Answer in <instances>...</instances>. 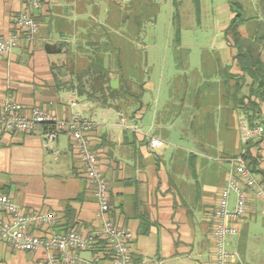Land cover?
<instances>
[{
  "label": "crops",
  "instance_id": "obj_1",
  "mask_svg": "<svg viewBox=\"0 0 264 264\" xmlns=\"http://www.w3.org/2000/svg\"><path fill=\"white\" fill-rule=\"evenodd\" d=\"M65 4L70 6L69 14L64 12ZM91 4L92 1L85 0H42V7L35 8L28 5V0H0V37L17 32L13 15L20 10L28 11L40 22L33 41L22 39L11 53L0 56V110L7 101L14 100L23 111L38 105L58 118L68 119L81 113L93 120L95 128L90 140L100 154L109 184V216L134 233V264H213L212 213L232 171L230 160L249 149L263 170L259 180L264 181V137L248 138L243 130L242 137L233 141L234 153L228 151L229 147L225 152L222 141L209 142L202 135L189 144L175 143L168 148L158 136L165 115L160 118L156 113L148 130L143 128L146 109L128 115V122L137 125L139 132L124 129L118 122L111 126L98 123L96 119L104 122L115 110L103 111L94 100H86L64 87L59 78L61 65L57 64L59 55L66 52L63 21L71 14V21L75 22L72 38L76 43L80 31L86 29L80 22L93 16L87 11ZM240 120L245 128L250 127L247 119ZM151 137L160 139L162 145L153 148ZM213 149L218 152L216 162L225 169L217 191L211 185H201L204 179L212 177L205 155ZM49 151L52 153L47 152L40 132H0V192L16 200L10 194L12 181L41 176L44 192L38 201L45 212L54 214L55 221L50 226L33 228L35 232H64L72 226L83 231L97 228V198L75 157L70 135H59L55 149ZM248 196L247 214L237 224L238 234L228 240L229 249L238 254L241 264H252L249 250L254 248L262 254L259 240L264 241V201L251 191ZM234 200L235 196L232 204ZM67 205L71 213L67 212ZM258 228L263 230L257 231ZM1 245L9 246L0 239L3 254ZM19 253L30 255L32 264H45L43 250ZM80 255L90 258L92 254ZM4 261L0 255V264ZM260 262L264 264V258Z\"/></svg>",
  "mask_w": 264,
  "mask_h": 264
},
{
  "label": "rangeland",
  "instance_id": "obj_2",
  "mask_svg": "<svg viewBox=\"0 0 264 264\" xmlns=\"http://www.w3.org/2000/svg\"><path fill=\"white\" fill-rule=\"evenodd\" d=\"M85 1H92L87 11L93 16L80 22L86 29L80 31L76 43L72 38V23L75 22L71 21V14L63 21V48L66 52L59 55L57 64L70 66L74 61L78 72L88 65L90 54L99 51L110 70V81L118 76L117 90L121 92L115 95L116 99L115 96L110 98V106L99 101V92L95 95L98 108L115 111H110V117L104 122L96 121L116 125L119 119L116 111L127 118L146 109L145 130L151 126L156 113L160 118L166 116L160 122L158 136L168 148H173L175 143L189 144L202 135L209 142L222 141L224 151L229 147L228 151L234 153L233 141L242 137L246 127L240 119H247L244 111L236 106L239 97H235V84L244 82L240 95L248 94L252 80L248 76L245 81L237 79L242 72L235 60L236 48L225 37L224 31L235 15L230 9V0H200L199 15L194 0ZM237 1L241 2L246 16L251 17L240 27L242 36L253 38L256 33L264 34V0ZM69 7H64L67 14L70 13ZM261 58L264 62V44ZM69 70H59L64 87L69 86L66 82L79 79ZM89 78L87 76L84 81L90 87ZM125 80L130 88L128 93L122 92ZM262 107L264 110V104ZM210 152L205 158L212 177L204 179L201 185H211L217 191L225 169L223 164L216 162V149ZM255 177L259 179L260 175ZM43 192L41 176L21 178L11 183L10 194L25 209L44 211L38 201ZM259 241L258 249L261 248L262 254L254 248L249 250L252 264H260L264 258V241ZM1 251L4 264H32L30 255L19 253L22 251L15 252L2 245Z\"/></svg>",
  "mask_w": 264,
  "mask_h": 264
},
{
  "label": "built area",
  "instance_id": "obj_3",
  "mask_svg": "<svg viewBox=\"0 0 264 264\" xmlns=\"http://www.w3.org/2000/svg\"><path fill=\"white\" fill-rule=\"evenodd\" d=\"M28 5L41 8V0H28ZM17 32L0 37V56L11 53L22 39L33 41L40 29L39 23L26 10L13 15ZM76 105V103H72ZM118 124L124 129L139 132L137 125L130 124L124 114H119ZM49 128L45 131L44 126ZM95 122L76 113L68 119L58 118L41 106L26 111L14 100L7 101L0 110V132H40L45 148L54 150L59 135L69 134L75 157L97 198L96 218L99 226L90 231L72 229L64 232L37 233L33 228L50 226L55 216L49 211L25 209L6 193L0 192V239L10 248L22 252H45V264H134L132 242L134 233L113 221L110 216L111 195L104 176L100 154L91 146L90 133ZM250 137H264V127L258 124L245 128ZM162 141L151 137L153 148ZM58 153V151H55ZM242 151L231 158L232 171L220 190L212 213L211 239L213 264H241L238 254L228 247L229 238L238 234V222L247 214L249 192L264 201V181L255 177ZM235 196L232 204V197ZM99 249V250H98ZM81 252L91 253L90 258L81 257ZM110 255L109 260L107 255Z\"/></svg>",
  "mask_w": 264,
  "mask_h": 264
},
{
  "label": "trees",
  "instance_id": "obj_4",
  "mask_svg": "<svg viewBox=\"0 0 264 264\" xmlns=\"http://www.w3.org/2000/svg\"><path fill=\"white\" fill-rule=\"evenodd\" d=\"M194 1L196 4V12L199 15L200 0ZM230 9L235 15L230 20V23L224 33L225 37L230 39L236 48L235 60L242 72V75L237 77V79H242L245 81L246 77L248 76L252 80V83L249 86L248 94L240 95V89L242 88L244 82H237L235 84V97H239L237 98L236 106L244 111L250 127H254L258 124H261L264 127V110L262 107V104H264V62L261 58V46L264 44V34L256 33L253 38L243 37L240 32V27L241 25L248 22L251 17L246 16L240 1L230 0ZM176 17H178V13L176 14ZM34 19L40 25V22L36 18ZM89 58L90 62L88 65L84 69L78 70V72H76L77 70L74 61H71L70 66L67 65V63L60 66L61 69L68 68L70 69L69 71L71 73L79 76L78 81L75 79L66 82V84L69 85V89L77 92L80 97H84L89 101H95L99 99V101H101L104 105L110 106V103L112 104L110 98H113L116 94L121 92V90L113 89L111 87L110 70L105 66L104 57L102 56L101 52L94 51L92 54H90ZM87 76L90 77V87L87 86L86 81H84V78ZM122 88L123 93L129 92L130 88L127 84V80H125L122 84ZM97 92L100 93L99 95L105 96V98L102 99ZM96 94L98 95V99L96 98L97 96H95ZM116 98L117 97L115 96L114 99ZM138 98L140 97L138 96ZM141 107L142 104L140 108ZM43 128L45 131L49 127L45 125ZM244 157L253 173H263V170L258 167L259 164L257 159L251 154L249 149L245 150ZM66 210L68 213H71L68 205ZM72 229L79 230L77 227L72 226L65 231ZM146 231L147 230L142 229V233H146ZM107 257L109 260L111 259L109 254Z\"/></svg>",
  "mask_w": 264,
  "mask_h": 264
},
{
  "label": "water",
  "instance_id": "obj_5",
  "mask_svg": "<svg viewBox=\"0 0 264 264\" xmlns=\"http://www.w3.org/2000/svg\"><path fill=\"white\" fill-rule=\"evenodd\" d=\"M118 76H116L115 78L111 79L110 81V85L113 89H117L118 88Z\"/></svg>",
  "mask_w": 264,
  "mask_h": 264
}]
</instances>
